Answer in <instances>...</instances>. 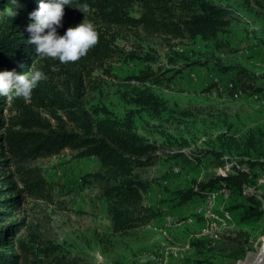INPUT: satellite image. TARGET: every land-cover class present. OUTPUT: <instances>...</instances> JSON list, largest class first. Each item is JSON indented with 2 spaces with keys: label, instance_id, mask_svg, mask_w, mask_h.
<instances>
[{
  "label": "rangeland",
  "instance_id": "obj_1",
  "mask_svg": "<svg viewBox=\"0 0 264 264\" xmlns=\"http://www.w3.org/2000/svg\"><path fill=\"white\" fill-rule=\"evenodd\" d=\"M208 1L229 7L234 14L219 41L114 28L110 33L123 52L104 67H110V73L99 69L85 84L88 109L97 108L100 118L132 117L135 131L158 147L155 164L139 172L153 187L145 201L153 208L151 222L127 237L112 236L105 199L91 184L100 160L80 159L65 150L35 164L42 168L47 198L28 196L19 207L8 209L9 220L24 222L21 237L30 259L22 264H58L52 255L47 257L45 250L51 245L60 264H249L264 246V96L239 93L234 98L227 88L231 80L252 88L264 86V0ZM11 17L9 11L0 12V28ZM83 21L93 23L85 18L73 27ZM147 55L150 60L144 59ZM220 67L233 69L225 72ZM243 70L247 76H241ZM58 72L53 73L57 79ZM145 72H154L162 83L138 81ZM16 115L13 98L0 96V118L6 126ZM13 170L0 169V190L8 191L7 197L22 188ZM242 173L248 178L243 191L216 195L211 206L215 212L232 213L239 202L257 207L262 218L247 226L251 234L247 247L238 250L221 239L223 233L241 229L236 215L226 228L218 227L220 238L212 245L203 231L210 211L207 194L214 189L207 197L196 195L185 203L179 196L198 182ZM220 185L224 183L215 191Z\"/></svg>",
  "mask_w": 264,
  "mask_h": 264
},
{
  "label": "trees",
  "instance_id": "obj_2",
  "mask_svg": "<svg viewBox=\"0 0 264 264\" xmlns=\"http://www.w3.org/2000/svg\"><path fill=\"white\" fill-rule=\"evenodd\" d=\"M40 3L41 0H0V12L12 14L8 23L0 28V71L15 70L22 74L40 70L46 77L50 75L33 89L27 98L30 104H26L23 97L9 94L18 111L10 126L0 118V169L13 167V174L16 173L22 186L15 188L14 197H7L8 191L0 190V264L29 263L30 249L21 237L24 222L9 220L12 213L8 209L19 207L28 196L47 198L42 168L35 164L65 150L76 152L80 159L97 157L100 160V170L94 174L91 184L105 199L112 236L127 237L151 222L155 215L145 201L153 187L139 172L155 164L158 147L135 131L132 117L126 121L110 116L100 118L97 108L88 109L84 103L86 81L123 52L116 45V36L110 33L114 28L171 39L219 41V35L231 25L234 16L229 7L208 0H72L65 6L63 26L58 32L63 35L74 22L88 18L98 32V41L79 60L62 63L59 59L39 56L35 46L27 43L26 29L32 22L30 13L38 9ZM83 4L88 5L85 12L79 9ZM128 56L140 58L135 53ZM144 59L151 57L147 55ZM222 67L225 72L233 69ZM56 69L58 79L53 74ZM105 71L110 73L111 68ZM154 75V72H145L136 79L162 83V78H154ZM247 75V71L241 72V76ZM231 81V87L227 85V88H231L229 92L234 98L239 93L264 96V86L252 88ZM148 102L153 104L152 100ZM225 166V163L221 165ZM246 181L247 175L242 173L198 182L185 194H180V202H188L196 195L205 197L221 183L228 186L231 194L235 190L241 193ZM230 210L232 217L234 212L242 223L256 224L262 218L255 206L247 208L238 202ZM250 238L248 229L221 235L222 240L229 241L238 250L247 247ZM45 251L48 258L52 255V261L60 264V259L54 255V246Z\"/></svg>",
  "mask_w": 264,
  "mask_h": 264
},
{
  "label": "clouds",
  "instance_id": "obj_3",
  "mask_svg": "<svg viewBox=\"0 0 264 264\" xmlns=\"http://www.w3.org/2000/svg\"><path fill=\"white\" fill-rule=\"evenodd\" d=\"M72 0H41L38 9L30 13L31 23L27 43L35 46V52L44 58L59 59L62 63L74 62L87 54L98 41V32L93 23L84 21L69 27L63 35L58 32L62 27L65 6ZM88 5L79 7L85 12ZM43 71L17 73L15 70L0 71V96L14 94L29 98L38 83L46 79Z\"/></svg>",
  "mask_w": 264,
  "mask_h": 264
},
{
  "label": "bare ground",
  "instance_id": "obj_4",
  "mask_svg": "<svg viewBox=\"0 0 264 264\" xmlns=\"http://www.w3.org/2000/svg\"><path fill=\"white\" fill-rule=\"evenodd\" d=\"M226 186L227 185L224 184L223 186H221V188L220 187L218 188L219 190L216 189V191H215V189H214L213 192L207 194L208 197L206 196L208 198L207 203H209V205H210L208 207L210 211L208 212V214H206V217H207L206 219H208V220L206 223V228H204L205 230L203 231V235L206 237V239L209 240V242L212 245L215 244L216 241H218L220 238V231L218 230V227L226 228L229 225L230 221L233 219L232 213L230 211L225 210L223 212H215L213 210V206H211L212 199L214 197H216V195H222L221 197H223V195L225 197L226 196L229 197L228 195H229L230 190ZM212 219H218L219 222H215ZM188 221L192 222L193 220L189 219ZM263 255H264V246L253 257V260L249 264H256V262L258 260H260L261 256H263ZM263 264H264V262H263Z\"/></svg>",
  "mask_w": 264,
  "mask_h": 264
},
{
  "label": "crops",
  "instance_id": "obj_5",
  "mask_svg": "<svg viewBox=\"0 0 264 264\" xmlns=\"http://www.w3.org/2000/svg\"><path fill=\"white\" fill-rule=\"evenodd\" d=\"M233 219H235V216ZM238 224L241 226V229H244V230L247 229V226L250 225V223H242L240 222V220H238Z\"/></svg>",
  "mask_w": 264,
  "mask_h": 264
},
{
  "label": "water",
  "instance_id": "obj_6",
  "mask_svg": "<svg viewBox=\"0 0 264 264\" xmlns=\"http://www.w3.org/2000/svg\"><path fill=\"white\" fill-rule=\"evenodd\" d=\"M263 262H264V255L261 256L260 260H258V261L256 262V264H263Z\"/></svg>",
  "mask_w": 264,
  "mask_h": 264
},
{
  "label": "built area",
  "instance_id": "obj_7",
  "mask_svg": "<svg viewBox=\"0 0 264 264\" xmlns=\"http://www.w3.org/2000/svg\"><path fill=\"white\" fill-rule=\"evenodd\" d=\"M212 220H214L215 222H219L218 219H212Z\"/></svg>",
  "mask_w": 264,
  "mask_h": 264
}]
</instances>
